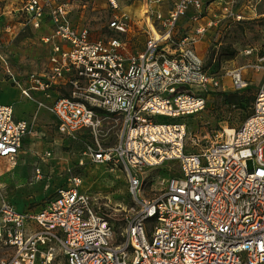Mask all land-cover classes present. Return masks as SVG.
<instances>
[{
    "label": "built area",
    "instance_id": "built-area-1",
    "mask_svg": "<svg viewBox=\"0 0 264 264\" xmlns=\"http://www.w3.org/2000/svg\"><path fill=\"white\" fill-rule=\"evenodd\" d=\"M233 1L144 0L139 22L107 0L113 35L95 38L72 21L67 4L21 0L20 29L5 30L33 31L48 55L23 79L7 73L35 103L32 116L47 107L62 137L91 139L83 142L91 162L123 169L131 205L110 214L79 191L78 176L36 212L0 198V264H264V52L220 74L197 50L223 21L244 19ZM141 30L142 48L133 49ZM247 72L261 73L250 114L230 131L194 134L189 145L183 119L203 111L212 92L245 89ZM97 111L121 122L109 146L98 141ZM32 130L31 120L0 105V165L17 159ZM167 161L175 172L158 195L144 198L141 169Z\"/></svg>",
    "mask_w": 264,
    "mask_h": 264
},
{
    "label": "rangeland",
    "instance_id": "rangeland-1",
    "mask_svg": "<svg viewBox=\"0 0 264 264\" xmlns=\"http://www.w3.org/2000/svg\"><path fill=\"white\" fill-rule=\"evenodd\" d=\"M20 1L0 0V105H11L17 118L27 116L32 121L33 130L25 140L17 159L1 162L0 198L11 202L18 212H36L56 189L67 188L69 179L78 176L81 179L79 191L98 197L99 203H105L104 208L110 214L119 206L128 208L131 199L123 169L120 166L91 162L88 155L83 154L84 143L77 140L67 142L57 131L56 119L47 107L40 108L38 115L32 116L30 112L34 109L33 102L21 96L20 90L7 73L8 70L12 75L25 77L31 71L40 70L48 55L45 45L31 31L14 36L5 30L7 25L15 23L14 13L20 6ZM55 1L67 4L72 21L86 24L92 37L113 35L107 24L114 10L110 8L107 0ZM142 1L116 2L119 12H124L140 22L143 20L139 16ZM233 3V8L242 12L244 19L223 21L217 28L218 31H210L197 44L206 67L213 73H224L228 69L255 60L264 52V1L235 0ZM213 12L217 13L215 10ZM141 29H145V26ZM136 38L137 41L135 38L133 43L130 41L131 46L133 49H140L145 33L141 30ZM229 46L235 51L234 57L228 60L221 58V52ZM247 77L250 78L249 85L239 91V94L249 100L242 107L225 106L221 103V96L212 94L208 97L203 111L187 117L185 124L189 145L194 134L200 139L206 131L220 127L237 128L245 120L251 112L261 73L247 72ZM224 85L230 88L228 79ZM97 114L103 119L98 141L101 146H109L116 142L121 122L114 117H106L101 111H97ZM201 143H198V148ZM65 144H69V147L64 146ZM45 150H50V157L45 156ZM36 169L39 170L40 177L36 176ZM175 169L174 161L141 169L143 197L150 199L158 195L168 174L175 172Z\"/></svg>",
    "mask_w": 264,
    "mask_h": 264
},
{
    "label": "trees",
    "instance_id": "trees-1",
    "mask_svg": "<svg viewBox=\"0 0 264 264\" xmlns=\"http://www.w3.org/2000/svg\"><path fill=\"white\" fill-rule=\"evenodd\" d=\"M235 55V51L233 48H231L230 46L227 47L225 50H223L221 52V58L223 59H231L233 58ZM212 94H216L217 96H221V99H222V104L225 105V106H238V107H242L244 103H247L249 99H246V98H243L242 95L239 94V91H234V90H231V91H219V92H212L208 95V97ZM208 100V99H207ZM189 116H192V115H189ZM189 116H186L184 119H183V122L185 123V120L187 119V117ZM84 137V136H83ZM81 138V137H80ZM78 139L77 141H81L82 143L83 142H87L89 141V137L85 135L84 139ZM67 142L71 141V140H67L65 139ZM64 146H67L69 147V144H65Z\"/></svg>",
    "mask_w": 264,
    "mask_h": 264
},
{
    "label": "crops",
    "instance_id": "crops-1",
    "mask_svg": "<svg viewBox=\"0 0 264 264\" xmlns=\"http://www.w3.org/2000/svg\"><path fill=\"white\" fill-rule=\"evenodd\" d=\"M116 1H128V0H116ZM144 1V0H143ZM20 3H21V1H20ZM18 8V7H17ZM14 15L16 16V12L14 13ZM12 26L14 27V29L15 30H19L20 29V27H21V24L19 23V21L17 20V17H15V23L14 24H12ZM26 31H29V30H25L24 32H26ZM23 33V32H22ZM32 33L35 35V33L32 31ZM21 34V33H20ZM46 48V47H45ZM197 50H198V46H197ZM198 52H200V50H198ZM14 77H17V78H20V79H23L24 77H21V76H17V75H14ZM34 96L36 97V98H40V93H38V92H35V94H34ZM33 102V101H32ZM33 104H34V109L30 112L31 114L33 113V111L35 110V103L33 102ZM22 118H27V116H22ZM27 139V138H26ZM25 139V140H26ZM25 140H24V142H23V145H24V143H25ZM23 145H22V147H23ZM22 149V148H21ZM21 151V150H20ZM20 153V152H19Z\"/></svg>",
    "mask_w": 264,
    "mask_h": 264
},
{
    "label": "bare ground",
    "instance_id": "bare-ground-1",
    "mask_svg": "<svg viewBox=\"0 0 264 264\" xmlns=\"http://www.w3.org/2000/svg\"><path fill=\"white\" fill-rule=\"evenodd\" d=\"M227 131H230V128H225Z\"/></svg>",
    "mask_w": 264,
    "mask_h": 264
}]
</instances>
